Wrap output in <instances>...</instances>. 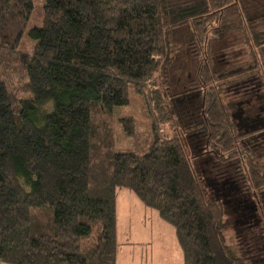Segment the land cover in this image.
<instances>
[{
    "label": "trees",
    "instance_id": "1",
    "mask_svg": "<svg viewBox=\"0 0 264 264\" xmlns=\"http://www.w3.org/2000/svg\"><path fill=\"white\" fill-rule=\"evenodd\" d=\"M32 6L0 0V54L15 56L30 90L14 104L0 81V261L116 264V196L127 188L174 227L182 264H264L225 242L223 202L206 194L216 181L237 185L264 212V163L239 144L243 134L222 99L228 81L253 72L264 80V28L251 25L243 1L44 0L42 24L28 29L33 49L19 52ZM234 26L252 65L220 76L209 44ZM183 27L197 60L192 86L174 92L168 69ZM130 87L151 117L141 152L115 149L109 123ZM188 94L194 100L182 118L175 104ZM118 122L134 135L131 116ZM161 124L169 136L158 133Z\"/></svg>",
    "mask_w": 264,
    "mask_h": 264
},
{
    "label": "rangeland",
    "instance_id": "2",
    "mask_svg": "<svg viewBox=\"0 0 264 264\" xmlns=\"http://www.w3.org/2000/svg\"><path fill=\"white\" fill-rule=\"evenodd\" d=\"M31 1L33 6L16 47L19 52L30 53L32 51L35 40L28 35V29L42 24L44 0ZM242 1L251 16V25L256 30L263 29L264 0ZM191 50L189 32L187 28L183 27L180 31H177L173 40L172 60L168 69L169 84L174 92L186 90V88L189 89V86H192L187 85L194 77L197 59ZM4 54H0V81H4L12 90L14 95L12 101L15 104L18 103L19 98L28 97L30 90L26 85L27 79L24 70L15 56L10 55L7 57V54ZM209 55L215 70L220 76L252 65V58L244 42L242 32L235 26L211 40ZM247 94L254 98L256 105L262 98L261 96H264V80L259 73L253 72L223 84L222 99L228 106L231 115L236 111V103L239 99ZM128 95V104L115 107L110 118L113 144L117 150L141 152L147 148L151 141V117L145 109L142 98L131 87L128 90ZM258 95L260 98H258ZM184 100L180 98L175 104V108L181 117L184 116L187 102L194 100L193 95L188 94ZM121 116H131L134 119L135 133L133 136H128L123 132L118 122V117ZM232 121L235 123L237 119H232ZM185 122L183 120L181 124ZM173 125L174 128L178 126L175 121ZM181 126L177 130L183 132L184 129L181 130ZM171 132L172 129L167 124H161L158 128V133L162 136H169ZM195 139L197 138L192 137L189 141L195 149H198L200 145ZM239 144L253 152L254 162L264 163V130L258 134H252L250 137L240 135ZM208 154L207 151V153L200 152L198 155L197 166L199 171L207 168L210 159ZM206 194L212 196L214 192L212 189L209 191L206 189ZM220 200L222 202V199ZM116 201L117 242L121 243V250L118 251L119 264H182L180 247L174 227L171 224L160 218L155 210L144 206L134 193L127 188H120L117 191ZM145 207L153 215L143 217L140 210H144ZM222 220L225 226L223 229L225 242L244 261H253L264 257V212L258 209V213L253 215L238 217L232 212L231 206L223 204ZM134 239H144L146 242L138 244L134 243ZM158 239H160V242H157ZM127 241L132 243H126ZM1 264L9 263L2 262Z\"/></svg>",
    "mask_w": 264,
    "mask_h": 264
},
{
    "label": "flooded vegetation",
    "instance_id": "3",
    "mask_svg": "<svg viewBox=\"0 0 264 264\" xmlns=\"http://www.w3.org/2000/svg\"><path fill=\"white\" fill-rule=\"evenodd\" d=\"M261 97L257 105L250 94L239 99L236 103V111L232 113L231 118L237 119L234 124L244 137H250L252 134H258L264 130V96ZM258 98H260L259 95ZM224 183L226 182H213L212 191L216 197L222 199L223 204L231 206V210L236 216L248 217V215L258 213L257 205L249 196L237 193V185L225 187Z\"/></svg>",
    "mask_w": 264,
    "mask_h": 264
},
{
    "label": "crops",
    "instance_id": "4",
    "mask_svg": "<svg viewBox=\"0 0 264 264\" xmlns=\"http://www.w3.org/2000/svg\"><path fill=\"white\" fill-rule=\"evenodd\" d=\"M118 190H120V189H118ZM117 190V191H118ZM135 195V194H134ZM116 199H117V196H116ZM117 202V201H116ZM146 209V210H145ZM148 208H144V210L142 209V210H140L141 211V213H143V217H146V216H151V215H153V214H151V212L150 211H148L147 210ZM135 231H140V230H135ZM116 237H117V203H116ZM159 240V241H158ZM157 240V242H160V239H158ZM128 242H131V241H127L126 243H128ZM144 242H146V240H144V239H134V243H138V244H141V243H144ZM119 243V242H118ZM132 243V242H131ZM121 243H119V247H118V251H120L121 250ZM118 251H117V257H116V264H119V254H118ZM181 251V250H180ZM129 252H131V250H129ZM182 255V254H181ZM179 257V256H178ZM181 259H182V256H181ZM178 260H180V258H178ZM2 262L0 261V264H1Z\"/></svg>",
    "mask_w": 264,
    "mask_h": 264
},
{
    "label": "water",
    "instance_id": "5",
    "mask_svg": "<svg viewBox=\"0 0 264 264\" xmlns=\"http://www.w3.org/2000/svg\"><path fill=\"white\" fill-rule=\"evenodd\" d=\"M233 117V116H232Z\"/></svg>",
    "mask_w": 264,
    "mask_h": 264
}]
</instances>
